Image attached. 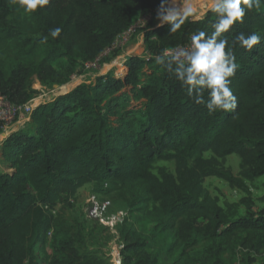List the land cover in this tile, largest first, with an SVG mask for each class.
<instances>
[{"label":"trees","instance_id":"16d2710c","mask_svg":"<svg viewBox=\"0 0 264 264\" xmlns=\"http://www.w3.org/2000/svg\"><path fill=\"white\" fill-rule=\"evenodd\" d=\"M160 4L50 0L28 15L13 0H0V32L14 49L11 66L0 61V95L13 105L33 97V77L44 86L66 84L79 65L76 48L81 65L93 61L133 24L135 12L150 16L132 36L143 32L145 55L129 56L123 76L108 71L37 105L27 125L3 139L1 157L11 171L0 172V264H108L86 247L80 230H61L60 212L71 208L78 189L89 183L96 193L125 198L129 217L148 216L152 232L170 234L169 249L179 251L182 264H232L223 252L233 245H222L232 238L250 263L251 255L264 252V193L263 206L252 211L248 186L264 176V4L224 34L229 42L241 32H257L262 40L251 51L232 47L239 68L230 87L238 106L212 114L155 57L199 31L210 35L215 13L207 9L203 19L190 17L170 33V25L155 23ZM56 27L62 31L52 39L48 33ZM44 36L47 42L41 43ZM118 52L113 49L99 64ZM57 58L65 60L64 74L51 63ZM204 96L207 100V91ZM129 99L142 101L137 107ZM229 155L239 158L236 175L224 165ZM156 161L173 162L174 171L160 166L154 173ZM211 176L246 194L239 200L245 216L235 217L230 204L218 205L203 186ZM140 227L121 228V264L158 263ZM198 240L211 244L193 263V256L184 254Z\"/></svg>","mask_w":264,"mask_h":264},{"label":"rangeland","instance_id":"374dc122","mask_svg":"<svg viewBox=\"0 0 264 264\" xmlns=\"http://www.w3.org/2000/svg\"><path fill=\"white\" fill-rule=\"evenodd\" d=\"M203 0H190V2L198 8L199 2ZM208 9L205 8L202 13ZM138 12L134 13V22L132 26H135L137 21L142 18ZM27 21L30 23L31 19L26 17ZM149 21V20H148ZM146 21L145 24L148 22ZM156 24L159 21L155 20ZM133 36V34H132ZM130 39L123 45H119V52L113 60L109 63L101 64L96 68H85L84 64H80V53L76 48L74 51V56L79 62L75 71L69 76L67 83L74 81L71 89L81 83H93L96 77L112 71L115 76H123L126 73V67L124 66L126 56H141L145 55L144 44H143V32L137 34L134 38ZM139 42V43H138ZM136 45L135 49L133 46ZM137 50V51H136ZM139 50V51H138ZM13 44L10 40L3 37V33L0 32V61L5 66H11L14 62L13 59ZM112 51V50H111ZM110 51V52H111ZM108 52L106 55L110 54ZM118 60V64L115 61ZM52 65L59 70H64V59H54L51 61ZM65 73L64 71L62 72ZM66 83V84H67ZM65 85V84H64ZM63 86V85H62ZM60 87V86H59ZM31 88L36 92L33 94V106L50 101L59 94H55L53 91V86H44L39 83V81L33 77L31 81ZM70 89V90H71ZM39 98V99H38ZM47 98V99H46ZM35 101L38 103L35 104ZM142 99L134 100L129 99L132 106H140ZM112 112L108 114L110 122H113L114 116L111 115ZM29 121V116L21 117L19 120L14 121L8 128L0 131V146L3 139L12 131L23 128L27 125ZM209 154H206L208 156ZM225 167L229 168L232 174L236 175L239 170V158L236 155H229L226 157ZM160 166L166 167L169 171H174L173 162L166 161H156L154 163L153 172L157 173V169ZM11 170L7 168V164L3 161L0 152V172H10ZM203 186L213 197H217L218 205L222 208H226V204L232 206V212H234L235 217L245 216L246 208L243 204L239 203V200L246 196V194L237 188H231L222 179L217 177H207L204 179ZM249 186V197L253 202L251 208L252 211L259 210L263 203L260 201L264 193V176L257 178L254 182L248 183ZM109 202L107 210L105 212L106 219L108 218L107 224L101 223L99 220L94 218L90 214L91 209L96 208V204L101 202ZM73 206L71 208H66L61 211V230L81 232V236L84 239V243L87 248L96 250L99 255L106 259L108 264H121V256L119 250L121 249L120 233L121 228L125 226H137L142 228L144 231L142 235L146 238L147 250L148 252L155 254L158 257L157 264H182V260L179 255V251L171 250L170 244L172 242V237L170 234L165 232H152L151 228L154 221L143 213L137 212L133 213L131 217L128 211V204L125 198H121L115 195V192L109 194L96 193L94 191L93 184H85L78 189L74 200L72 201ZM137 216L140 220L137 221ZM125 220V221H124ZM140 223V224H139ZM54 231L48 234L49 239L54 236ZM220 241H218L219 243ZM211 244L207 240H198L197 243L186 248L185 254L188 256H193V263L196 257H199V252L205 247ZM227 244H232L230 248H225L223 252V259H231L232 264H264V252L260 255H251L250 258L252 262L247 260L248 257L242 254L241 250L236 246L234 239H230L227 243H222L223 246ZM230 252V253H229Z\"/></svg>","mask_w":264,"mask_h":264},{"label":"clouds","instance_id":"9594fccd","mask_svg":"<svg viewBox=\"0 0 264 264\" xmlns=\"http://www.w3.org/2000/svg\"><path fill=\"white\" fill-rule=\"evenodd\" d=\"M25 14L31 15L42 10L50 0H13ZM264 0H210L208 11L215 13L214 31L208 35L199 31L191 37L190 48L173 51L164 49L155 57V63L187 88V93L196 104L205 105L209 114L217 111L233 112L237 108V97L231 89L239 63L232 53V47L239 44L251 51L262 37L257 32L249 35L239 33L232 42L224 37L236 23H243L245 15L252 10H259ZM206 13L199 12L190 0H161L157 9V20L160 25H170L169 32L176 33L190 17L201 20ZM62 29L56 27L48 35L52 39L60 36ZM48 36L41 39L46 43ZM207 91L208 99L204 93Z\"/></svg>","mask_w":264,"mask_h":264},{"label":"built area","instance_id":"2783aa9c","mask_svg":"<svg viewBox=\"0 0 264 264\" xmlns=\"http://www.w3.org/2000/svg\"><path fill=\"white\" fill-rule=\"evenodd\" d=\"M150 19V16H143L140 18L135 26H130L125 32L120 34L116 40L112 43V45L105 49L103 53H101L97 58H95L93 61H87L84 62L85 68H96L98 67L100 58H103L105 54L110 52L111 50L115 48H119V45L125 44L132 34L135 32L137 28L143 27L145 25V22ZM192 37V36H191ZM191 37L189 41L185 44L178 45L169 49H172L173 51L178 50L180 48H190L191 47ZM33 101L34 99L31 98L27 103L23 105H13L11 104L5 97L0 95V128L1 130H4L8 128L14 121L19 120L21 117H27L30 116L31 111L33 110ZM109 205V202H101L96 204L95 209L90 210V214L99 220L103 224H107L108 218L106 219L105 212L107 210V207ZM50 234V232H49Z\"/></svg>","mask_w":264,"mask_h":264},{"label":"bare ground","instance_id":"6f19581e","mask_svg":"<svg viewBox=\"0 0 264 264\" xmlns=\"http://www.w3.org/2000/svg\"><path fill=\"white\" fill-rule=\"evenodd\" d=\"M209 2H210V0H203V1H200L199 2V5H198V10H199V12H202V11H204L205 10V8H207L208 7V4H209ZM139 43V42H138ZM135 47H136V45H134L133 46V48L135 49ZM137 51V50H136ZM139 51V50H138ZM115 64H118V60L117 61H115ZM73 83H74V81H72V82H70V83H67V84H65V85H63V86H60V87H58V88H56V89H54V93L55 94H63V93H65V92H67V91H69L70 89H71V87L72 86H74L73 85ZM39 99V98H38ZM47 99V98H46ZM36 103H38V101H35V104Z\"/></svg>","mask_w":264,"mask_h":264},{"label":"water","instance_id":"95a60500","mask_svg":"<svg viewBox=\"0 0 264 264\" xmlns=\"http://www.w3.org/2000/svg\"><path fill=\"white\" fill-rule=\"evenodd\" d=\"M206 12V11H205ZM129 56H126V58L125 59H127ZM54 88H58L59 86L58 85H54L53 86Z\"/></svg>","mask_w":264,"mask_h":264}]
</instances>
